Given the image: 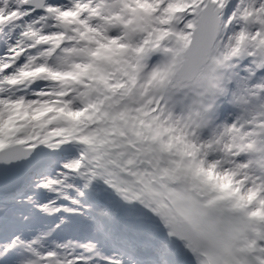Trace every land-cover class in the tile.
Returning <instances> with one entry per match:
<instances>
[{
  "label": "snow or ice",
  "instance_id": "snow-or-ice-1",
  "mask_svg": "<svg viewBox=\"0 0 264 264\" xmlns=\"http://www.w3.org/2000/svg\"><path fill=\"white\" fill-rule=\"evenodd\" d=\"M0 264H264V0H0Z\"/></svg>",
  "mask_w": 264,
  "mask_h": 264
}]
</instances>
